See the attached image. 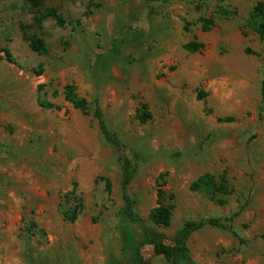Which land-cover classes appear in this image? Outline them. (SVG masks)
I'll return each mask as SVG.
<instances>
[{
    "label": "rangeland",
    "instance_id": "374dc122",
    "mask_svg": "<svg viewBox=\"0 0 264 264\" xmlns=\"http://www.w3.org/2000/svg\"><path fill=\"white\" fill-rule=\"evenodd\" d=\"M259 2L46 0L35 8L0 0V264H108L121 256L122 171L96 99L137 169L130 190L148 223L161 187L173 205L161 231L222 217L247 240L219 227L198 230L189 239L198 264H264V238H255L264 234V39L249 24ZM126 34L122 58L97 72V55ZM33 35L47 53L31 49ZM191 41L204 47L190 51ZM68 84L89 101L87 112L65 99ZM205 173L227 180L223 204L191 189ZM72 190L83 204L75 221L65 215ZM143 254L168 264L151 246Z\"/></svg>",
    "mask_w": 264,
    "mask_h": 264
},
{
    "label": "trees",
    "instance_id": "16d2710c",
    "mask_svg": "<svg viewBox=\"0 0 264 264\" xmlns=\"http://www.w3.org/2000/svg\"><path fill=\"white\" fill-rule=\"evenodd\" d=\"M45 1L46 0H21L24 5L35 8L43 7ZM48 13L58 24L63 25L65 23V20L57 13L56 9L52 8ZM249 24L260 35V38L264 39V2H259L254 7ZM211 25L212 21L210 19L203 20L202 27L204 30L210 29ZM129 36V34H126L124 37L118 38L109 52L97 55L94 64L97 72L105 71L111 61L122 58L121 46L129 40ZM30 46L33 51L41 54H45L48 51L43 39L36 35L31 36ZM203 47L204 44L197 41H191L185 45V48L190 51H198ZM63 93L65 99L76 109L82 112L88 111L89 101L78 94L75 84L66 85ZM43 105L47 107L54 106L50 102H43ZM94 113L106 142L115 148L119 154L122 171L121 197L123 204L117 213V231L121 242V256L119 258L112 257L108 264H149L143 254L145 246H151L154 253L165 259L168 264H198L192 257L189 239L194 232L205 227L222 228L238 238L240 242H247V240L239 236L232 222L222 217L188 220L173 235L161 231L160 228H167L171 225L173 215V205L165 203L168 192L161 187H158V203L150 210L148 218L151 223H148L139 213L137 200L130 190V185L135 178L137 169L133 165L132 160L124 152V142L119 135L108 126L99 99L95 101ZM150 115L148 105L143 103L139 118L142 122H146L150 118ZM102 179L106 181V188L111 192V181L108 178ZM191 189L211 197L220 204L224 203V200L220 198V196L227 195L230 192L227 180L224 177L219 179L212 173L201 175L191 184ZM74 195H77L76 190H72L66 194L64 203L68 207L65 210V215L71 221L77 220L83 206L82 200ZM174 197L173 194H169L170 199ZM73 198L79 200L76 205H73ZM237 214L238 213L235 215ZM259 237L264 238V234L256 236L255 238Z\"/></svg>",
    "mask_w": 264,
    "mask_h": 264
}]
</instances>
